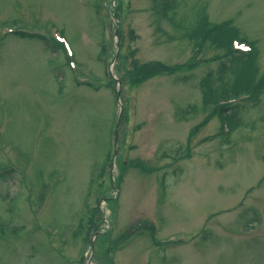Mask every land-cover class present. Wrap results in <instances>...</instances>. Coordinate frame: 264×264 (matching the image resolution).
I'll return each instance as SVG.
<instances>
[{
	"label": "rangeland",
	"instance_id": "374dc122",
	"mask_svg": "<svg viewBox=\"0 0 264 264\" xmlns=\"http://www.w3.org/2000/svg\"><path fill=\"white\" fill-rule=\"evenodd\" d=\"M263 76L264 0H0V264H264Z\"/></svg>",
	"mask_w": 264,
	"mask_h": 264
},
{
	"label": "trees",
	"instance_id": "16d2710c",
	"mask_svg": "<svg viewBox=\"0 0 264 264\" xmlns=\"http://www.w3.org/2000/svg\"><path fill=\"white\" fill-rule=\"evenodd\" d=\"M203 27L204 25L200 27L199 34H198L201 37V40L204 37L211 38L215 42L217 47L223 48L226 50V53L220 56L221 60L218 63V66L216 68L217 69L215 72L216 76H221L226 71L231 70V73L238 71L239 72L238 75H241L242 73L249 74L250 80L255 81L256 80V75L254 74L255 53H254V48L252 47L253 44L252 43L249 44L252 48L251 52L246 53V54L237 52L232 47L233 40H239L237 36V32L235 30H232V29L229 30L225 28L223 25L217 28L216 26H213L209 30L207 29L208 24L204 27V30H203ZM18 35L23 36L21 34H18ZM53 49L57 50L58 46L54 45ZM174 69L175 68L164 66L163 64L157 63V62L150 63V64H144V65H134L133 67L134 71H129L127 74V78L130 79V83L138 84V83H141L147 80V78L150 76L157 75L162 72H171ZM209 78H206L205 80H203V83H202V91H204L203 94L206 98H209L210 96H214V90L210 85ZM250 85L251 86L255 85V86L252 87L251 89H246L244 87H251V86L241 85L237 90L231 92L233 93V95H229L230 93L226 94L227 91L225 90H223L220 93H222V95L226 94L222 97L227 96L224 98V99H227L231 97H237L241 92L250 91L253 94V98L257 101L260 91L261 90L264 91V76L260 80ZM217 109H218L217 112L219 114V118L222 122L221 130L224 125L226 126V128L227 127L229 128V131H231L232 127L234 128V125L236 122V116L234 113L235 110H233V106L230 104H223L221 106H218ZM95 210L97 211V209ZM89 230H90L89 231V234H90L92 228H89Z\"/></svg>",
	"mask_w": 264,
	"mask_h": 264
},
{
	"label": "water",
	"instance_id": "95a60500",
	"mask_svg": "<svg viewBox=\"0 0 264 264\" xmlns=\"http://www.w3.org/2000/svg\"><path fill=\"white\" fill-rule=\"evenodd\" d=\"M116 146H117V140L115 139V148H116ZM115 154H116V150H115ZM91 246H92V244H91Z\"/></svg>",
	"mask_w": 264,
	"mask_h": 264
}]
</instances>
